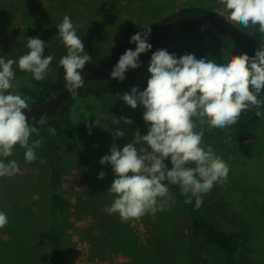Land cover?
Returning a JSON list of instances; mask_svg holds the SVG:
<instances>
[{"label":"rangeland","instance_id":"obj_1","mask_svg":"<svg viewBox=\"0 0 264 264\" xmlns=\"http://www.w3.org/2000/svg\"><path fill=\"white\" fill-rule=\"evenodd\" d=\"M190 5L206 7L225 18L228 15L219 0H0V57L18 61L21 55L29 51L27 39L31 36L42 40L41 36H45L43 41L48 43L47 47L52 46V53H66L56 27L65 15L71 18L77 35L83 41L94 39L108 51L124 41L129 25L140 27ZM203 25L185 30L174 29L155 46L153 52L166 49L178 58L184 54H194L198 59H213L218 63L226 62L235 55L224 47L230 44L229 38L217 29ZM235 25L264 43V34L258 32V27L245 29ZM150 58L142 60L132 79L134 86L141 91L147 87L151 75L148 72ZM13 67L20 82L16 90L23 96H30V105H33L35 98L23 88L37 92L40 89L38 82L30 73L19 70L18 64ZM118 95L99 97L91 93L84 97L76 96V106L71 111V119L76 125L92 124L98 131H111L114 138L107 147L93 145L87 133L77 131L79 147L70 152L67 139L56 128L55 135L48 129L51 141L58 146V154L62 157L63 169L58 185H53L51 178V155L36 150L37 160L27 163L25 149L17 145L14 154L7 158L18 162L21 173L0 177V210L5 211L9 218L8 225L0 229V264H55L50 262L54 245L41 235L43 230L51 228L54 212L50 198L53 187L69 202L55 212L60 239L57 244L60 260L57 264H82L84 260L86 264H103L108 260L106 254L99 256L94 248L93 241L100 235V229L92 217L80 216L78 209L81 197L88 191H102L105 188L103 191L109 193L107 190L112 182L104 183L97 176L93 178V172L100 168L97 166L101 158L110 154L111 146L115 144L122 148L134 139L137 130L141 135L147 134L143 106L133 109ZM136 113L143 121L146 132L137 123ZM120 117L131 118L133 123L113 122ZM97 119H100L99 125L94 123ZM117 129L125 132L122 138L115 137ZM232 134L229 130H209L205 127L204 143L212 146L230 166L228 179L216 183L214 191L205 196L211 199L209 212L224 229L243 232L248 237L240 241L233 253L214 245L207 246L203 252L207 259L202 264H264V116L260 117L251 138L237 140ZM31 139L34 140L33 136ZM112 174L105 178L114 180V172ZM85 176H91L92 182ZM169 189L171 199L165 205V210L142 216L146 230L142 244L138 242L135 227L132 226L135 219L123 222L135 236L136 246L145 252L138 264H145L144 257L148 260L149 254L146 251L153 249L161 250V254L156 256L165 259L163 264H167L172 256H175V261H180L175 264H186V259L191 255L190 246L194 236L192 219L184 201ZM213 197L215 200H212ZM118 218L121 220L119 214ZM113 252L111 250L112 254H116Z\"/></svg>","mask_w":264,"mask_h":264},{"label":"clouds","instance_id":"obj_2","mask_svg":"<svg viewBox=\"0 0 264 264\" xmlns=\"http://www.w3.org/2000/svg\"><path fill=\"white\" fill-rule=\"evenodd\" d=\"M219 3L228 13V21L245 29L258 27V32L264 34V0ZM56 27L67 49L59 60L65 88L75 95L85 83L81 73L91 55L85 53L83 40L69 16L65 15ZM144 29L131 37L136 48L120 56L111 72L112 79L123 81L129 69L141 66L140 55L152 49L148 42L152 29ZM45 46L39 37H28L29 51L18 61L0 57V177L21 173L16 160H7L17 145L25 149V161L32 163L43 143L42 139H31L33 133L39 136L38 128L30 125L25 114V110L30 111L31 97L16 90L20 82L13 66L18 64L19 70L30 73L37 81L46 79L54 57L44 55ZM148 72L151 75L143 91L134 86L130 92L118 95L133 109L143 106L147 134L137 130L131 142L122 148L113 144L110 154L100 160L101 164H110L115 175L107 190L113 202L105 210L118 213L122 222L165 210L171 199L169 184L179 186L186 197L184 203L191 204L194 197L195 207L200 208L203 196L216 183L226 181L230 172L229 164L204 143L205 127L227 130L252 109L256 116H264L260 111L264 107V43L254 56L245 52L222 63L198 59L194 54L178 58L175 53L158 49L151 55ZM113 122L131 125L133 120L120 117ZM94 123L99 125L100 119ZM92 126L88 124L90 133ZM49 132L55 135L56 129L51 127ZM124 135L120 129L115 131V137ZM105 176L104 171L98 174L100 179ZM8 223L7 213L0 210V229Z\"/></svg>","mask_w":264,"mask_h":264},{"label":"trees","instance_id":"obj_3","mask_svg":"<svg viewBox=\"0 0 264 264\" xmlns=\"http://www.w3.org/2000/svg\"><path fill=\"white\" fill-rule=\"evenodd\" d=\"M203 12H212L217 16L225 18L220 13L211 11L206 7L203 6H196L190 5L182 7L175 12L171 13L170 15L166 16L165 18L157 21L147 22L140 27H134L129 25L125 32V39L124 41L118 45L117 47L111 48L110 50L106 51L103 48V45L96 40L92 39H85L83 41L85 46V53L91 55L90 64L97 67H105L111 64H115L118 62L120 56L125 53L128 49L135 50L136 45L130 42L131 37L136 34L137 32H143L147 26H150L152 31L151 34L163 23L178 19L184 18L188 16H193ZM226 19V18H225ZM201 25H188L176 28L175 30H185L191 29L195 27H200ZM203 26H211L220 33L229 38L231 41L230 44H225L224 47L230 50L235 55L243 54L247 52L249 55L254 56L255 52H253L250 48H248L244 43L232 38L228 34L224 33L220 30L217 25L213 23H206ZM150 34V35H151ZM34 37V36H31ZM45 36H41L43 40ZM253 37V36H252ZM258 43V38L253 37ZM47 40V39H46ZM48 43L45 46L44 54H51L53 55L54 59L51 64V70L49 71L46 79L37 81L40 89L36 92L29 88L24 87L23 89L26 92L30 93L35 98V103L42 102L48 98H50L55 93L59 92L65 86L64 80V70L59 65V60L66 54V53H52V46ZM154 51L151 50L145 57H149L152 55ZM144 57V58H145ZM143 58V59H144ZM142 59V60H143ZM141 60V61H142ZM136 69L129 70L125 73V79L120 81L119 79H112L111 77H105L96 79L93 81H85L83 87L77 90L76 94L73 95L70 93L67 99H63L58 105L53 107L50 110L44 111L40 114L28 117V121L30 125L38 128L39 136L33 133V138L35 139H42L43 143L37 151L41 152L44 155H51L52 156V168H51V178L53 181V185H58L61 181L62 175V157L58 154V146L55 145L51 141V135L48 134V129L51 127L56 128L59 133L64 136L69 144V151L74 152L79 147V138L77 135V131H83L89 135L90 142L93 145L100 146V147H107L112 144L113 142V133L111 131H98L92 127L91 133L89 132L88 126H78L76 125L71 119V111L76 106V96H87L89 94H95L99 97L109 96V95H117L121 92H126L131 90L134 87L132 83V79L135 76ZM88 70L84 68L81 74H87ZM264 107L260 109L262 112ZM261 117V116H260ZM260 117L255 115V109L249 110L242 114L240 120L231 128L227 129L230 133H233L234 137L237 140H246L252 137L253 130L256 126H258ZM136 121L139 126L144 129L143 121L140 119L139 114L136 113ZM218 129V128H213ZM166 163L169 164L168 161ZM169 167L171 165L169 164ZM167 183V182H165ZM175 194L180 197L183 201H185L186 197L181 194V190L177 185H168ZM216 184L212 188L211 191H214ZM215 197H213L212 200ZM211 199L207 198L205 195L203 196V204L200 208L195 207V198H192L191 204H186L189 214L191 217V224L193 229V242L190 247L191 255H190V264H202L205 263L206 257L204 256L203 252L204 249L209 245H214L217 248L225 250L227 253H233L241 240L247 239L248 235L243 232H230L224 229L219 222L215 219L213 214L209 212L210 210V202ZM217 201V200H216ZM67 204V200L60 194L57 188H52L51 198H50V205L54 212L53 214V224L51 225L50 229L43 230L41 235L48 238L51 244L54 245V260L60 257V250L57 246L59 242V227L56 224V215L55 212L60 209L62 206ZM243 233V234H242ZM200 244V250H198ZM197 252V254L195 253ZM203 255V256H202Z\"/></svg>","mask_w":264,"mask_h":264},{"label":"crops","instance_id":"obj_4","mask_svg":"<svg viewBox=\"0 0 264 264\" xmlns=\"http://www.w3.org/2000/svg\"><path fill=\"white\" fill-rule=\"evenodd\" d=\"M97 167H100V168L99 169L94 168L95 171L93 172V175H94L93 178L96 176L98 177V174L101 171H104L106 173L105 177H111L113 175L112 174L113 169L110 164L100 163ZM85 177H88L89 182H92L91 176H85ZM105 177L102 179L104 183L113 181V179L110 180V179H106ZM70 182L72 183V180H70ZM85 188L88 189L87 186H85ZM103 190H106V189L102 188V191L101 189L99 191L94 190L93 192L88 191L84 196L81 197V201H80L79 209H78L81 213L79 214L80 216L92 217L95 224L100 229V235L96 237V240L94 238V241H93V244L95 245L94 248L96 252L99 254V256L100 255L102 256L105 254L107 255L108 260L103 261L102 262L103 264H108V263L109 264H136V263L138 264L139 258L143 257L145 252L144 250H139V248L136 246L135 236L133 235V233L128 231L129 229L126 227V225L123 222H121V220H119L118 214L117 213L109 214L105 210L113 202V196L110 195L109 193H106V191H103ZM63 197L67 200L65 196ZM68 203L69 202L67 200V204ZM57 219L58 218L56 217L55 222L58 225ZM53 222L54 221L52 217L51 225L53 224ZM191 227H192V224H191ZM111 250H114L116 254H112ZM146 253H149V254H147L148 260H145L146 256L144 257L143 262L145 261V264H163L162 262L165 259L162 260L161 256H156V254L158 253L161 254L160 249H156V250L153 249V251L152 250L146 251ZM117 254H120V255L118 256ZM53 258H54V252H52L50 262H54L55 264H57L60 260V257L55 260ZM72 260H74V258H72ZM179 262H180L179 260L178 262L177 260L175 261V256H172V259L170 261H167L166 263L175 264ZM185 262L186 264H190V257L187 258ZM82 264H86V261L84 260Z\"/></svg>","mask_w":264,"mask_h":264},{"label":"water","instance_id":"obj_5","mask_svg":"<svg viewBox=\"0 0 264 264\" xmlns=\"http://www.w3.org/2000/svg\"><path fill=\"white\" fill-rule=\"evenodd\" d=\"M206 23H213L222 30L224 33L228 34L232 38L244 43L248 48L256 53L257 49L261 46L251 35L245 33L241 28H239L234 23L228 21L225 18L217 16L212 12H203L193 16H188L184 18L174 19L168 22L161 24L149 37L148 42L152 44V49L171 31L176 28L188 26V25H201ZM142 53L140 55V61L151 51ZM115 64H111L105 67L93 66L90 63L85 65V68L88 70L87 74H82L84 81H93L100 78L111 77V72L114 69ZM132 70V69H129ZM128 70V71H129ZM70 95V92L65 88V86L57 93L52 95L50 98L30 105V111L25 110V114L34 116L40 114L44 111L50 110L56 105H58L63 99H67Z\"/></svg>","mask_w":264,"mask_h":264},{"label":"built area","instance_id":"obj_6","mask_svg":"<svg viewBox=\"0 0 264 264\" xmlns=\"http://www.w3.org/2000/svg\"><path fill=\"white\" fill-rule=\"evenodd\" d=\"M132 226L135 227L134 232H135V235L137 236L138 242L142 244V242H144V237L146 236L144 234V231L146 232V230H145L144 223L142 221V217H140L139 219L133 220Z\"/></svg>","mask_w":264,"mask_h":264}]
</instances>
